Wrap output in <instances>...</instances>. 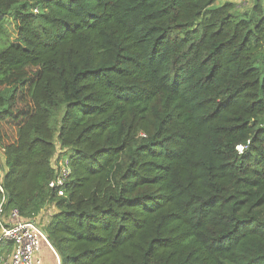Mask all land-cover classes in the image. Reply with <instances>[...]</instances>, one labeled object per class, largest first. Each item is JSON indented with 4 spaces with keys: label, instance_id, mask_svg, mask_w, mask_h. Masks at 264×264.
I'll return each mask as SVG.
<instances>
[{
    "label": "trees",
    "instance_id": "trees-1",
    "mask_svg": "<svg viewBox=\"0 0 264 264\" xmlns=\"http://www.w3.org/2000/svg\"><path fill=\"white\" fill-rule=\"evenodd\" d=\"M217 2L0 0L2 216L61 264H264V0Z\"/></svg>",
    "mask_w": 264,
    "mask_h": 264
},
{
    "label": "built area",
    "instance_id": "built-area-1",
    "mask_svg": "<svg viewBox=\"0 0 264 264\" xmlns=\"http://www.w3.org/2000/svg\"><path fill=\"white\" fill-rule=\"evenodd\" d=\"M247 0H242L246 2ZM38 12V9H34ZM244 147L239 146L238 150L243 151ZM5 149L0 147V242L7 240L13 243V250L0 254V264H44L40 256L42 241L56 253L51 245L44 229L36 220H23L17 209L11 212L9 220L2 216L3 208L8 199L4 185L6 169L3 165ZM55 178L50 181L49 187L56 189L60 197H65L64 186L71 175L70 159L57 155L55 162ZM57 254V253H56Z\"/></svg>",
    "mask_w": 264,
    "mask_h": 264
},
{
    "label": "crops",
    "instance_id": "crops-1",
    "mask_svg": "<svg viewBox=\"0 0 264 264\" xmlns=\"http://www.w3.org/2000/svg\"><path fill=\"white\" fill-rule=\"evenodd\" d=\"M226 1H231L237 4L238 9L243 12L244 10H248L251 8L252 4L249 7H246V9H244L243 7H245V5H249V0H247L246 2H242V0H224V2ZM57 212V207L55 204H50L47 207H45L41 213L39 214L38 218L39 219H46V222H49V219L51 218V216L53 214H55ZM48 215V216H47ZM0 237H1V229H0ZM4 241V240H3ZM0 242V252L2 254L6 253L7 251L5 250V245L2 244V242ZM40 256L43 260L44 264H61V260L59 258V256L54 253V251L49 247H46V245H44L41 248V253Z\"/></svg>",
    "mask_w": 264,
    "mask_h": 264
},
{
    "label": "rangeland",
    "instance_id": "rangeland-1",
    "mask_svg": "<svg viewBox=\"0 0 264 264\" xmlns=\"http://www.w3.org/2000/svg\"><path fill=\"white\" fill-rule=\"evenodd\" d=\"M253 1L254 0H249V5H245V7H243L244 9H246V7H249L251 4H253ZM224 3V0H218V2L216 3V5H221ZM5 30H6V33H7V36L9 38L10 41L12 42H17V28L13 22V20L10 18V17H7L6 18V22H5ZM48 216V215H47ZM41 221L44 223V225H46V219H41ZM44 245H46V247L49 248L48 244H46V242L42 241V244L41 246L43 247ZM41 247V248H42Z\"/></svg>",
    "mask_w": 264,
    "mask_h": 264
}]
</instances>
